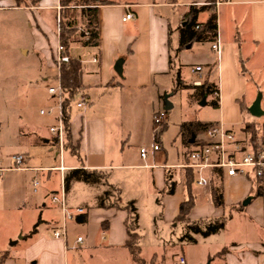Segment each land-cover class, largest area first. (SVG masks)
Here are the masks:
<instances>
[{
    "label": "crops",
    "instance_id": "obj_1",
    "mask_svg": "<svg viewBox=\"0 0 264 264\" xmlns=\"http://www.w3.org/2000/svg\"><path fill=\"white\" fill-rule=\"evenodd\" d=\"M28 1L35 2V6L20 8L13 0H1L0 11L19 13L26 17L33 15L36 30L46 37L48 34L54 37L58 45L60 41L57 26L61 14V0ZM101 1L107 3L98 7V46H85L81 42H75L69 49L70 56L83 64V93L90 100L89 105L82 111L71 113L70 130L76 154L69 152L73 159L78 160L77 164H65V150L60 152L56 137L50 133L53 125L48 127L49 135L41 128L32 130L33 139L28 138L31 134L25 132L17 135L21 149L25 150L15 154L25 157L22 169L14 168L12 157L15 155L9 160L0 158V168L3 170L0 172V264H90L98 249L114 256L116 261L121 262L118 260L121 258L120 264H133L126 247L129 241L125 225L127 211L97 207V199L107 189L104 186L94 187L101 190H97L90 205L76 207L68 201L67 196L74 187L83 183L70 184L66 192L67 208L71 213L83 209L88 217L87 223H78L77 218L81 215H77L73 221L67 222L66 239L54 238L53 232L62 227L64 215L62 209L52 203V195L63 190L65 174L79 168L106 173L109 184L120 191L121 206L134 202L138 214L143 202L152 207L158 205L163 211L161 219L165 218L173 227L180 223L186 227V223L177 222L176 219L181 205L192 197L194 207L187 217L188 221L222 218L227 220L225 228L215 235L207 238L194 236L195 246L206 247L205 261L213 257L210 264H264V196L256 198L257 186L252 181L243 177H228L223 172L216 171L207 173L211 181L209 186L199 187L195 181L189 186L187 170L182 167L187 162V148L183 146L185 150L182 151V157L175 163L170 160L169 153L159 140V151L151 153L146 159L140 156L142 147H151L154 144L153 116L161 112V100L164 99L167 87L173 83V26L179 29L184 25L185 16L193 6L211 5L215 10L218 23L217 41L220 46V53L217 54L211 45V54L214 56H205V66L196 65L203 68L204 78L215 84L217 83L211 80V71L216 69L219 76L221 75V83L217 84L220 92V119L199 123L224 125L227 122L233 126L240 122L239 119L225 118L222 100V92L225 90L224 76L226 68L234 66L236 73L240 72L242 77L247 76L252 80L256 65L263 63L264 66V0ZM129 13L134 14L135 19L123 22V18ZM209 15L208 11L201 13L199 22H206ZM54 19L58 20L56 36L47 24V20ZM173 20L177 25L172 23ZM87 21L86 19L85 22ZM195 44L197 43L188 47L192 48ZM76 45L79 48L74 53L72 49ZM39 50L45 59L47 73L58 75L54 63L55 52H50L44 45ZM27 53L29 54L28 51ZM119 60H123V78L117 81L114 68ZM241 64L244 66L242 72L239 69ZM45 81L56 82L49 77ZM126 92L135 100L143 93H148L153 99L150 101L153 105L152 113L144 126L147 131L150 128V133L142 138L139 145H135L131 127L124 125L123 119L118 120L120 114L117 111L122 109L123 103L115 104L113 101L111 104L105 100L107 96H120ZM205 99L206 102L210 100ZM202 100L198 101L199 105ZM252 104L246 107L247 112ZM164 107L166 110L173 108L167 101L164 102ZM247 123H254L256 127L259 125L250 115L241 125V140L250 137V134L243 132ZM167 127L168 124L165 123L164 130ZM36 148L53 152L60 159V164L44 167L32 165L35 157L30 151ZM43 173H47L48 187L38 190ZM53 173L59 174V189L56 190L49 186L54 178ZM167 177L176 185L173 195L167 194ZM34 182L38 183L36 191ZM213 186L218 187L223 195L222 207H216L213 203ZM239 211L247 214L244 220H239ZM140 219L139 214V224ZM36 222L40 224L33 233ZM103 224H106V230ZM80 226L88 227V230L93 227L98 239L91 242L87 231L86 239L77 233L76 242L72 243L76 227ZM155 226V236L162 240L160 227L158 224ZM78 238H83V242L79 243Z\"/></svg>",
    "mask_w": 264,
    "mask_h": 264
},
{
    "label": "rangeland",
    "instance_id": "obj_2",
    "mask_svg": "<svg viewBox=\"0 0 264 264\" xmlns=\"http://www.w3.org/2000/svg\"><path fill=\"white\" fill-rule=\"evenodd\" d=\"M13 1L20 8L35 6V2H29L28 0ZM76 4H69L65 9L66 14H78L81 7ZM56 22H58L56 19L54 21L47 20V24L55 36ZM84 23L83 19H78L77 35L82 34ZM172 23L177 25L175 20ZM57 27L59 28V23ZM178 30L177 26H173L171 38L173 83L167 87L164 99L161 100L160 111L167 113L165 123L168 124V127L164 130V124L156 135V142L158 143L159 140L163 144L165 150L169 153L170 160L175 163L180 156L182 157V151L185 150V147L183 148L185 146L184 138L181 134L182 124L190 121L202 123L219 121L221 113L210 105L212 98H209L210 100L205 106H200L198 101H201L202 97L196 89L178 88L179 78L185 86H193L192 83L197 78L191 73V69L199 64L205 66V56H214L211 54L210 49L212 42H201L195 44L192 48L188 46L181 48L180 31ZM41 45L48 47L50 52L52 50V53L56 51L54 49L58 46L54 37L52 38L49 34L46 37L39 30H36L33 15L26 17L19 13L0 11V158L9 160L11 156L25 151L21 149V143L16 139L20 132L31 134L28 138L33 139L32 130L41 128L44 133L49 135L48 127L57 124L54 117L40 115L41 109L47 110L53 105L47 88L49 85H54L55 82H48L45 79L49 77L53 81H57L58 77L55 73H47L45 59L39 50ZM78 48L79 46H74L72 52H77ZM256 66L255 73H252V80L247 76L246 78L242 77L240 72L236 73L237 69L234 66L226 68L223 82L225 90L222 92L224 115L226 120L239 119L240 122L234 123L233 126H230L227 122L223 123L238 138L243 136L241 125L250 117V113L245 110L246 107L259 98L261 108L264 111V66L263 63H258ZM239 69L242 72V69H244L243 64L239 65ZM210 75L212 81L217 84L221 83V75L219 76L216 69H213ZM116 80L120 81L121 78L117 75ZM105 100L111 102V104L113 101H115V104L116 102L123 103L122 109L117 111L118 115L120 114L118 120L123 119L124 125L131 127L136 141L135 145H139L142 138L150 133V128L148 127L147 131L144 126L149 121V114L152 113L153 109L152 102L150 103L153 100L151 96L148 93H143L135 100L126 92L120 96H107ZM165 101L169 102L173 108L166 110L164 107ZM76 103L77 99L72 105L71 113L82 111V109H77ZM253 120L259 124L256 130L260 138L264 139V115L260 118L253 117ZM248 139H251V136ZM69 146L71 147L70 144ZM69 151L75 154L72 149L66 150L65 148L63 152L65 164L76 165L78 160L73 159ZM30 153L35 157L32 164L34 166H58L60 164V159L56 158L53 152L49 153L46 149L36 148L31 150ZM53 177L49 186L55 190L59 189V174L53 173ZM40 178L38 190L41 187H48L47 173L41 174ZM98 189L101 190V188L80 184L79 187H74L67 196L68 201L76 207L90 205L95 199ZM162 213L163 211L158 205L152 207L145 202L142 203L140 208L141 256L146 264H181V259L185 260V264H210V261L214 258L211 257L210 260L205 261L206 247L202 245L195 246L196 243H190L187 239H184L188 233L187 224L186 227L182 223L173 227L167 223L165 218L161 219ZM238 213L241 215L239 220H244L247 217V214L242 211ZM156 224L160 227L162 240L155 236ZM76 228L74 238L71 240L72 243L76 242L77 233L86 239L87 231L91 242L98 239L93 227L90 230H88V227L80 226ZM212 249L211 247L210 250L212 251ZM118 260L122 262L121 258ZM121 262L116 261L114 256L105 253L102 249H98L95 251L94 259L90 264H120Z\"/></svg>",
    "mask_w": 264,
    "mask_h": 264
},
{
    "label": "trees",
    "instance_id": "obj_3",
    "mask_svg": "<svg viewBox=\"0 0 264 264\" xmlns=\"http://www.w3.org/2000/svg\"><path fill=\"white\" fill-rule=\"evenodd\" d=\"M1 1V0H0ZM77 3L78 7H81L80 13L66 14L65 9L69 4ZM107 2L101 0H61V14L59 18V41L65 47L68 56L71 44L75 42H81L85 46L96 47L99 44V19H98V7L106 5ZM210 12V15L206 22L200 23L199 16L203 12ZM87 19L84 23L82 34L77 32L78 19ZM85 31L90 32L89 39L85 38ZM180 31V45L181 48H185L194 43L201 42H215L218 37V23L217 14L211 5L201 7H191L189 12L185 16V24L179 28ZM55 63V57H54ZM60 82L65 92V100L63 103V115L64 124L67 131V138L65 148L71 150L76 154V148L72 145V136L70 130V119L72 105L80 93L84 91L83 84V64L80 60L72 58L67 64H63L60 68ZM178 88H193L196 89L200 97L212 98L210 105L215 109L220 108V98L215 94H220L217 84L205 79L201 87L185 86L182 80H178ZM246 110V109H245ZM211 124H201L199 122L184 123L181 126V134L184 138L185 147L191 148L194 144L191 143L193 136L197 137L202 134L207 127ZM254 123H247L243 131L250 134L251 141L257 143L260 139L258 131L256 130ZM164 131V130H163ZM71 145V147L69 146ZM187 183L192 184L195 181V173L192 170L186 172ZM72 182L83 183L92 187L104 186L106 191L97 199V207L101 209H116L125 210L128 213L126 220V230L129 236V241L126 245L133 264H146L142 258V248L140 245L141 235L139 234V214L134 202L128 203L126 206L120 204V191L108 182V176L106 173L96 170H87L84 168L74 169L68 171L64 176V190L68 191ZM257 186L256 198L264 196V187L255 183ZM176 191V185L171 181V178L167 177V194L173 195ZM213 203L216 207H222L224 205L223 195L218 187H212ZM194 207V200L192 197L183 203L180 208V214L177 217V222H183L187 224V235L184 239H187L190 243H196L194 236H201L207 238L215 235L223 230L226 226L227 220L214 219L209 221H197L190 222L187 217ZM87 214L81 215L77 218V222L80 224L87 223ZM40 222H38L33 233L38 228ZM106 228V224H103ZM194 235V236H193Z\"/></svg>",
    "mask_w": 264,
    "mask_h": 264
},
{
    "label": "built area",
    "instance_id": "obj_4",
    "mask_svg": "<svg viewBox=\"0 0 264 264\" xmlns=\"http://www.w3.org/2000/svg\"><path fill=\"white\" fill-rule=\"evenodd\" d=\"M135 15L127 14L123 18V22L132 21ZM59 34V30H58ZM90 32L85 31V38L89 39ZM212 50L217 54L220 53V46L216 40L212 44ZM70 61V56L67 55L65 47L59 42L55 51V66L58 69L57 81L54 85H49L47 88L48 95L53 100V105L47 110H41L42 116L54 117L57 124L50 128V133L57 139V144L60 152L65 150L67 131L64 124L63 103L65 100V92L60 82V68L63 64ZM96 62V59L94 60ZM196 76L193 86L201 87L204 81L203 68L197 66L192 70ZM219 96V94H215ZM77 109H83L89 105V97L80 93L77 96ZM167 119L165 111L159 112L153 116V131L155 141L151 147H142L140 156L143 159L149 157L151 153L160 150L159 144L156 142L157 133L162 129ZM187 162L182 167L185 170H192L195 173V183L199 187L209 186L211 181L208 172L214 173L221 171L228 177H243L254 184L264 185V139H259L257 143H253L251 139H239L232 130L224 127L222 124H212L206 130L195 137V144L186 150ZM14 168L22 169L25 163L23 155H15L12 157ZM3 171L0 168V172ZM36 191L38 183H33ZM51 201L53 204L62 209L64 215L63 225L60 229L53 232L55 239H66L67 237V222L73 221L77 215L85 214L83 209H78L76 213H71L66 205V192L63 190L60 193L52 195ZM78 242L82 243L83 238H78ZM181 264H185V260L181 259Z\"/></svg>",
    "mask_w": 264,
    "mask_h": 264
},
{
    "label": "water",
    "instance_id": "obj_5",
    "mask_svg": "<svg viewBox=\"0 0 264 264\" xmlns=\"http://www.w3.org/2000/svg\"><path fill=\"white\" fill-rule=\"evenodd\" d=\"M115 72L120 77L123 78V60H119L115 65ZM207 104L206 99L204 98L202 102L200 103L201 106H205ZM249 113L252 117L260 118L264 115V111L261 108V102L258 98L252 106L249 108ZM195 141V136H193L191 143Z\"/></svg>",
    "mask_w": 264,
    "mask_h": 264
}]
</instances>
